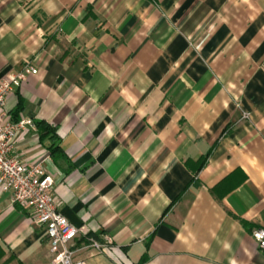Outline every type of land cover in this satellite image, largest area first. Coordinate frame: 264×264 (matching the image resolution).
<instances>
[{"label":"crops","instance_id":"0c3cea01","mask_svg":"<svg viewBox=\"0 0 264 264\" xmlns=\"http://www.w3.org/2000/svg\"><path fill=\"white\" fill-rule=\"evenodd\" d=\"M23 70L16 154L49 157L78 258L264 264V0H0V82ZM50 260L0 191V264Z\"/></svg>","mask_w":264,"mask_h":264},{"label":"built area","instance_id":"2783aa9c","mask_svg":"<svg viewBox=\"0 0 264 264\" xmlns=\"http://www.w3.org/2000/svg\"><path fill=\"white\" fill-rule=\"evenodd\" d=\"M29 69L37 74L30 64ZM26 79L27 71L23 70L0 82V191L10 194L14 204L26 208L33 223L45 227L50 264H87L76 256L75 242L81 235V228L73 225L58 209L53 191L55 182L46 166L49 157L30 163L16 154V140L26 131V121H14L6 103L14 87ZM252 236L264 254V228L255 229ZM109 244H112L109 237H104L103 241L87 237V247L97 251Z\"/></svg>","mask_w":264,"mask_h":264},{"label":"trees","instance_id":"16d2710c","mask_svg":"<svg viewBox=\"0 0 264 264\" xmlns=\"http://www.w3.org/2000/svg\"><path fill=\"white\" fill-rule=\"evenodd\" d=\"M18 111L21 110V107H19L17 109ZM10 115H11V118L14 120V121H18V119L16 118V113L14 112H10ZM38 125L41 127V136L42 137H45L47 134H50L52 133V129H50L47 125H45L43 122H39ZM51 150V153L54 155L55 154V149L54 147L51 145L50 148Z\"/></svg>","mask_w":264,"mask_h":264}]
</instances>
